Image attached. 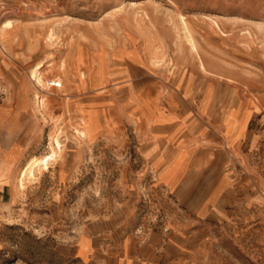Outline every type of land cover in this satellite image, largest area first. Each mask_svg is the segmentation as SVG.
<instances>
[{
  "label": "rangeland",
  "instance_id": "rangeland-1",
  "mask_svg": "<svg viewBox=\"0 0 264 264\" xmlns=\"http://www.w3.org/2000/svg\"><path fill=\"white\" fill-rule=\"evenodd\" d=\"M263 263L264 0H0V264Z\"/></svg>",
  "mask_w": 264,
  "mask_h": 264
},
{
  "label": "crops",
  "instance_id": "crops-1",
  "mask_svg": "<svg viewBox=\"0 0 264 264\" xmlns=\"http://www.w3.org/2000/svg\"><path fill=\"white\" fill-rule=\"evenodd\" d=\"M165 141H169V142H172L174 139L172 138V137H170V135L166 138H163ZM156 143L157 142H159L158 140L157 141H155ZM184 142H186L185 140H184ZM156 144L154 143V144H151L150 146H149V148H148V154H155V156H154V158H153V163H157V164H159V166H161L162 168H164L166 165H168V164H172L176 159H178V169L179 170H182V169H185L186 167H188V166H190V156H189V154L191 153V151H189V149L186 147V145L185 146H177L175 149H174V151H175V153H176V156H174V158L173 159H168V160H165L163 157V154H160L159 153V150L158 149H156V146H155ZM162 153V152H161ZM179 155L181 156V158H179ZM178 169H177V171H178ZM175 182V185H176V181H174ZM169 184L171 185V181L169 182ZM169 185V188L170 189H173L174 187H175V185H174V187H172L171 188V186ZM87 238H88V240H89V242L91 243V242H93L92 240V238H90L89 236H87ZM91 245V250H93V244H90ZM127 257H129V253L127 254ZM264 264V263H263Z\"/></svg>",
  "mask_w": 264,
  "mask_h": 264
},
{
  "label": "bare ground",
  "instance_id": "bare-ground-1",
  "mask_svg": "<svg viewBox=\"0 0 264 264\" xmlns=\"http://www.w3.org/2000/svg\"><path fill=\"white\" fill-rule=\"evenodd\" d=\"M192 46H193V44H192ZM30 77H31V79L35 80L38 84L43 83L41 76H40V73H39L37 68H34L31 71ZM49 83L53 86H60V83L57 81H49ZM37 99H38L37 104H38V106L41 107L44 100L40 99L39 97ZM39 166H40V162L37 159L31 158L30 160H28L27 163L25 164V166L20 171L19 180L21 181V184H23V179H25L26 177L32 176L34 174L35 169L38 168Z\"/></svg>",
  "mask_w": 264,
  "mask_h": 264
}]
</instances>
